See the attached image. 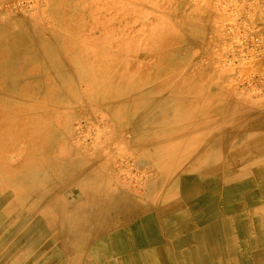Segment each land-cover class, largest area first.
Returning <instances> with one entry per match:
<instances>
[{"label": "crops", "instance_id": "crops-1", "mask_svg": "<svg viewBox=\"0 0 264 264\" xmlns=\"http://www.w3.org/2000/svg\"><path fill=\"white\" fill-rule=\"evenodd\" d=\"M6 1L0 0V170L15 168L22 175L12 182L0 180V223L3 225L14 216L16 217L12 223L18 222L21 209L25 210L30 205L31 199L23 198L28 191L32 198L33 191L50 189L51 194L59 196L60 191L66 190V197L69 195L71 198L70 190L75 188L76 172L72 130L74 112H70L74 107V98L71 95L74 92L75 72L68 45L73 38L68 33L67 42L57 37L59 30L74 28L68 20L74 17L76 9L60 6L56 4L58 0ZM228 1L226 21L205 25L207 31H216L217 37L212 43L216 42L219 53L215 54L211 46L210 50L204 48L198 58L201 64L198 68L201 71H196L193 78L188 76L191 78L190 82L186 76V79L181 75L176 76L177 72L181 74L180 69L187 60L186 55L176 53V48H180L176 47V43L170 47L172 53H163L155 62L158 64L147 66L146 71L132 68L131 76L123 71L117 73L121 78L132 77L126 88H131L130 92L138 95L136 105L124 112L125 118H130V126L134 129H131L132 133L145 125L146 135L153 132L156 137L153 145L152 139L146 138L143 142L145 145H137L141 154H134L149 157V151H156L155 154L160 157L154 166L151 165L153 168L149 169L157 177L147 182L143 193L147 194L148 188L161 176L163 180L153 198L142 197L146 199V203L173 210L182 204L180 180L193 177L202 181L205 169L221 171V174L225 168L231 169V178L234 179L243 173L244 182L247 178L249 182L253 180L252 185H249L252 189H256L257 182L264 183V80H260L264 77V42L260 44L257 52H251L246 46V40L254 31L264 39V0ZM102 13L100 11L99 15H105ZM65 14L66 19L62 16ZM100 19L105 27L106 17L101 16ZM226 24L228 26L224 28ZM37 30H52L56 33L39 36L33 32ZM44 47L51 50L54 58L58 59L57 68L54 65L56 60L48 57ZM188 48L189 46L186 54ZM86 56L90 58V55ZM15 59L17 69L9 71L2 68L5 63ZM89 62L83 60V67L77 70L90 78L94 74L101 75L97 81L99 84L94 85L102 95L98 102L100 106L117 103L120 100L117 95L123 93V88L116 84L104 85L107 78L106 68L94 67L87 71ZM61 72L65 74L60 75ZM140 77L145 80L139 82ZM255 77L258 80H252ZM60 78L64 79L60 81ZM242 82H247L246 86L240 87ZM114 117L117 123H122L116 111ZM101 129L107 133L106 126L102 125ZM69 134H72V138ZM136 137L137 135L132 136L129 141L131 148L138 141ZM116 141L117 137L116 140L114 138L117 146H114L115 150L113 147L106 149L108 156L121 148L120 141ZM111 142L108 136L100 139L104 146ZM171 142H175L174 146L169 144ZM93 152L90 149L84 153L82 164L87 167L94 162V167L99 168V172L110 173L112 163L102 161L101 155L97 156ZM210 155H214L213 159L209 158ZM215 156V163L209 165ZM29 159L35 160V164L25 170ZM33 174L38 179L32 180ZM63 174L69 177L66 182L60 183ZM111 181L113 182L112 179ZM113 184L118 186L119 183ZM173 184H176V191L167 197V190ZM114 185L111 188L116 187L114 189L117 190L118 187ZM37 200L33 206L38 208L47 203L41 198ZM10 226L0 230V238L11 232Z\"/></svg>", "mask_w": 264, "mask_h": 264}, {"label": "bare ground", "instance_id": "bare-ground-1", "mask_svg": "<svg viewBox=\"0 0 264 264\" xmlns=\"http://www.w3.org/2000/svg\"><path fill=\"white\" fill-rule=\"evenodd\" d=\"M11 1L12 0H7L6 3H11ZM106 2H108V0H106ZM144 7L146 8V6ZM119 8L120 11L123 7L120 6ZM125 10H123L124 14H126ZM97 11L99 12V10ZM115 12L117 13L118 11ZM133 12L134 11H132V14ZM197 12H199V10H197ZM104 13H107V10ZM167 15L169 17V14ZM116 16L118 17V15H115V17ZM175 16H177V14ZM147 18L149 19V17ZM169 18H171V16ZM94 25H92V27ZM100 25H102V23ZM121 27H123V25ZM169 29L170 28H168V30ZM138 32L139 31H137V33ZM162 32L164 31L162 30ZM154 33L157 34V32ZM168 35L170 36V34ZM45 48L46 47H44V49ZM45 53L54 61V54L51 50L45 49ZM16 60L17 59L5 63L2 68L9 71L17 69L18 65ZM55 60L56 62L54 61V65L57 68L59 65L58 59ZM91 78L97 82L100 80L101 75L94 74ZM143 80H145V78L140 77L139 82ZM238 107L241 106L238 105ZM103 109L104 108H102V110ZM229 114L231 115V113ZM216 122L218 123L219 121L216 120ZM100 132L101 131L98 133L97 131L98 134H100ZM97 139L100 138L97 137ZM117 144L118 143H116V145ZM115 147L117 148V146ZM133 147H136V145H133ZM213 157H211V155L209 156L210 159H213ZM216 159L217 157L215 156V159L212 160L209 165H213ZM230 161H233V159H230ZM34 164L35 160L29 159L27 164L28 167H26L25 170H29ZM94 164L95 163L92 162V164L90 163L85 168H77L74 177L75 188L74 190H70L71 198H69V195L67 197H61L60 195L57 196V194H47L48 192L45 193L44 191L38 190L33 191L32 198L34 199H32L28 194L30 191L26 192L27 195L25 194L26 196H23V198L24 200L30 198V205L25 210L23 208L21 209V214L18 217L19 220H17L18 222L12 223L16 217L14 216L10 221L6 220V224L4 222V225L0 223V230L11 225V232L7 233L6 236L3 235L6 238H0V264H264V183L257 182L256 189H252L249 185H252L253 180L249 182L247 178L245 182H248L244 184L243 173L241 176L234 179L231 178V169L225 168L223 174L220 173L221 171L214 172L211 169H205L202 173V181L193 177L180 180L182 204L174 207L173 210H169L168 208L167 210L164 207L157 208L152 204L146 203V199H142L143 196L146 198H153V194L160 188L163 176L158 178L157 181L148 188L147 194L141 193L142 197H137L138 191L135 193V187L134 189L133 187L129 188L123 183H119L118 186L114 185L111 181L112 178L99 172L100 169L95 168ZM125 172H128V170H125ZM94 173H96V175H94ZM20 175H22V173L19 174L18 169L15 168L6 171L0 170V180L5 179L12 182ZM31 177L32 180L38 179L35 177V174L31 175ZM112 185L117 186V190L114 189L116 187L111 188ZM175 191L176 184H173L167 190L166 196L173 195ZM38 198L43 199L47 203L39 208L33 206L34 203L36 204L38 202ZM39 211H41V214H39ZM237 239H239L238 242L236 241Z\"/></svg>", "mask_w": 264, "mask_h": 264}, {"label": "rangeland", "instance_id": "rangeland-1", "mask_svg": "<svg viewBox=\"0 0 264 264\" xmlns=\"http://www.w3.org/2000/svg\"><path fill=\"white\" fill-rule=\"evenodd\" d=\"M105 3L107 6L105 5ZM111 3L113 4V6ZM56 4L60 6H68L72 8L74 7L76 9V13L74 17L68 20L69 23H71L70 25L74 26V28L70 30H66V29L59 30L58 31L59 33L57 36L59 40L66 41L67 39L66 35L68 33L69 37L73 38L72 41L68 42V45H69V51H70L69 55H70V58L74 62L73 67H74V72H75L74 83H73L74 92L71 95L74 98V107L71 108L70 110V112L71 111L74 112V127L72 130L74 131V136H73L74 142H75L74 150L76 152L75 169L77 170V168L86 167V165L82 164L85 152L91 149L92 152L94 151L93 154H96L97 156H99L101 154L100 152L102 151V154L104 155L101 154V157H102L101 160L102 161L110 160V163H112V167L110 169L111 172L107 174H103V175L111 177L112 180L114 179L113 183L115 182L123 183L125 186L129 188L137 187L138 195L136 196L142 197L141 193L144 192L147 182L152 181L153 179L157 177L156 174L149 172V169L153 168L154 163H157L160 160V157L155 154L156 151H154L153 153L152 151H149V154H150L149 157L147 156L142 157L141 155L136 157V155L134 156V154L139 155L141 153L139 150H137V145L139 147L142 144L145 145L146 143H143V142L146 141V138L152 139L151 144L153 145V142L156 137L153 134V132L146 135L147 129L145 125H142L139 128V130L137 131L139 133L137 132L134 134L132 133L131 126H130L131 124L130 118L126 119L124 112L125 110L128 111V109H130L131 106L136 105L137 102L135 101L138 95L134 94L132 91L130 92L131 88H126V85L130 84V79H132V77L129 78L127 76H123L121 78L118 76L119 74L117 75V73L118 72L120 73L123 71V73H126V74L130 73V76H131L130 70L132 68H138L140 69L139 71H146L147 66L149 67V66H152L153 64L155 65L158 64L155 62H157V59L160 56H162L163 53H172V50L170 49V47H172L176 43L177 44L176 47L180 46V48H176V53H179V54L182 53L184 56L186 55L185 57L187 59L184 67L180 69V71H182L181 74L177 72L176 76L181 75L185 79L187 77V81L189 80L190 82L191 78H193L194 75L197 73L196 71H201V69L198 68L199 66H201L200 62L198 61V58L202 50L204 48H208L210 50V46H211V50H213L215 54L219 53V50L217 47L218 45L216 44V42L212 43V41L216 40V37H217L216 31L214 30L207 31L205 29V25L208 23H210V25H213L214 23L226 21V16L229 11V1L228 0H157V1L156 0H144V1L143 0H108V2H106V0H58ZM96 4H97V7H96ZM120 6L123 7L120 10L121 12L119 11ZM144 6H146V8ZM147 6L149 9L147 8ZM129 8L131 11L129 10ZM97 10H99V12L104 10L102 11L103 13L107 10V13H104L105 15H103L106 18L108 17L106 19L105 27H103V24L100 25L101 24L100 17L102 15L100 14L101 15L100 16ZM123 10H125L126 14H124ZM197 10H199L200 13L197 12ZM115 11H118V12L116 13ZM132 11H134L133 14H132ZM144 12H145V15H144ZM201 13L204 15H202ZM94 14L96 15V18H94L95 17ZM128 14L131 16H129ZM152 14H155V15H152ZM167 14H169V17L171 16V18H169ZM176 14L177 16H175ZM115 15H118V17L117 16L115 17ZM62 16L65 17L66 19L67 15L65 14ZM147 17H149V19L151 20H149ZM132 18H133V21H132ZM110 23H112L113 25ZM169 24L172 25V28H171V25ZM92 25L94 26L92 27ZM122 25L123 27H121ZM227 26H228L227 24L224 25V28ZM168 28L170 29L168 30ZM161 29L164 32H162ZM119 31L121 34L119 33ZM137 31L139 32L137 33ZM12 32H16V31H11V33ZM33 32H35V34H38L39 36H45L47 34L53 33L52 30H37ZM154 32H157V34ZM55 33L56 32L54 31L53 35H55ZM168 34H170V36ZM179 38L181 39V43H180ZM246 41L248 42L246 45L247 49H250L251 52H257L260 44L264 42V39L261 36L259 37L256 31H254L253 33H251L249 39ZM187 46H189L188 50L190 51V52L188 51V54H186ZM86 54L90 55L91 60L89 57L86 56ZM83 60L90 61L88 64L89 67L87 71H89L91 68H94V67H97V68L101 67L102 69L103 67L106 68L107 78L105 79V81L107 83L106 82L103 83L104 85L106 84L107 86H109V85L116 84V85H120L123 88L122 90L123 93L121 95H117L118 96L117 98L120 99L117 103L111 104V105H105L104 107L100 106V103L98 102H99L100 96L102 95L101 93H98L99 89L95 87L96 84H99V82L93 81V79L90 78L89 76H83V72L81 71L78 72L77 70L83 67ZM124 70H127V71H124ZM185 70H188V71H185ZM62 74H65V73L61 72L60 75ZM188 76H191V78L190 77L188 78ZM255 78L256 79L252 78V80H258V77H255ZM62 79L64 78H60V81H62ZM260 80H264V77L263 78L261 77ZM247 82L240 83V87L243 85L246 86ZM102 108L104 109L102 110ZM115 111L118 113L119 120L122 122L121 124L123 126L117 123V120L114 117ZM107 114L108 115L110 114L111 116L109 115L110 116L109 117ZM101 124L102 125L104 124L103 126H106L107 133H104L102 129L100 128ZM115 124H117L118 127H116ZM97 131L98 133L99 131H101L100 134H98ZM104 135L106 137L109 136V139L111 138L112 140L110 144L106 145L107 147L103 146L104 144L100 143V139H103L105 137ZM134 135H137L136 138H138V141H136V144H134V146L136 145V147H133L132 145V148H131L129 141ZM69 136L72 138V134H70ZM97 137L100 139H97ZM115 137H117V141L119 140L121 142L120 147L122 149H118L119 152L113 151L111 155L108 156L104 152L106 151L107 148L108 149L110 147L114 148L115 146L114 138ZM93 139H94L93 141L94 143L90 142V140L92 141ZM169 144L170 145L172 144V146H174L175 142H171ZM88 147H91V148H88ZM96 160L99 161V158H97ZM125 164L127 167L125 166ZM125 170H128V172H125ZM94 175H96V173H94ZM68 177L69 175L67 174L61 175L60 183L66 182ZM43 191L45 193L52 192L50 189L43 190ZM60 196L66 197V190L60 191ZM155 207L160 208L158 206H155Z\"/></svg>", "mask_w": 264, "mask_h": 264}]
</instances>
